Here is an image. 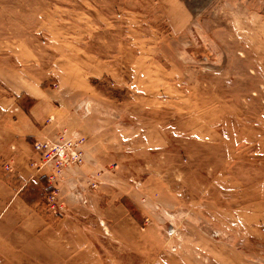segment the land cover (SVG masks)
I'll use <instances>...</instances> for the list:
<instances>
[{"label": "rangeland", "instance_id": "rangeland-1", "mask_svg": "<svg viewBox=\"0 0 264 264\" xmlns=\"http://www.w3.org/2000/svg\"><path fill=\"white\" fill-rule=\"evenodd\" d=\"M37 141L81 164L50 182ZM0 264H264V0H0Z\"/></svg>", "mask_w": 264, "mask_h": 264}, {"label": "crops", "instance_id": "crops-1", "mask_svg": "<svg viewBox=\"0 0 264 264\" xmlns=\"http://www.w3.org/2000/svg\"><path fill=\"white\" fill-rule=\"evenodd\" d=\"M45 114H41L39 110L34 107L30 110L27 115V127L30 132L27 135L33 136L42 133L43 129H39L43 126ZM43 121V122H42ZM36 135V136H37ZM24 144L20 145L24 149V153L18 152L11 162L13 168L18 170L20 168V163H22V156L26 157L28 164L23 161L27 169L29 167V161L34 159L32 146L24 136ZM36 140V138H34ZM14 147V146H13ZM22 155V156H21ZM36 160V159H35ZM6 203L5 205V221L6 225L10 229V236L15 244L13 246L17 251H23L28 243H35L36 245L45 243L46 231L53 228V223L51 220L46 219L45 214L42 210L38 208V205L23 194L16 195H6L4 197ZM38 249V248H37Z\"/></svg>", "mask_w": 264, "mask_h": 264}, {"label": "built area", "instance_id": "built-area-1", "mask_svg": "<svg viewBox=\"0 0 264 264\" xmlns=\"http://www.w3.org/2000/svg\"><path fill=\"white\" fill-rule=\"evenodd\" d=\"M34 150L41 157L43 164L49 165L52 168L54 173L50 176V182L56 179L58 172L81 164V156L83 155V150L75 148L71 142L55 143L51 141H37L34 144ZM48 199L50 206H52L51 209H54L56 195L53 194Z\"/></svg>", "mask_w": 264, "mask_h": 264}]
</instances>
